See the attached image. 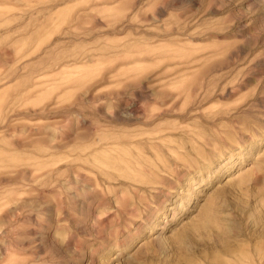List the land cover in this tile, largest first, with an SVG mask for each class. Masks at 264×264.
Returning <instances> with one entry per match:
<instances>
[{
    "label": "rangeland",
    "instance_id": "374dc122",
    "mask_svg": "<svg viewBox=\"0 0 264 264\" xmlns=\"http://www.w3.org/2000/svg\"><path fill=\"white\" fill-rule=\"evenodd\" d=\"M0 264H264V0H0Z\"/></svg>",
    "mask_w": 264,
    "mask_h": 264
}]
</instances>
